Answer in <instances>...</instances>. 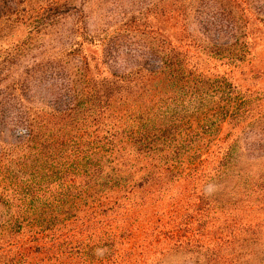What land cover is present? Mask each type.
<instances>
[{"label":"trees","instance_id":"obj_1","mask_svg":"<svg viewBox=\"0 0 264 264\" xmlns=\"http://www.w3.org/2000/svg\"><path fill=\"white\" fill-rule=\"evenodd\" d=\"M251 21L264 0H0V264H264Z\"/></svg>","mask_w":264,"mask_h":264},{"label":"rangeland","instance_id":"obj_2","mask_svg":"<svg viewBox=\"0 0 264 264\" xmlns=\"http://www.w3.org/2000/svg\"><path fill=\"white\" fill-rule=\"evenodd\" d=\"M125 1H129V0H125ZM105 10L106 9L101 10V9L95 8V10L92 13L91 21H93V23L95 22L97 24H100V26L102 27H105L104 22H113L114 19L112 15H107L109 13H106L104 15L103 12ZM100 13L104 15L103 18L99 17ZM71 19H72V16H70L69 18L65 20L64 25L61 27L62 30L65 31L70 28ZM111 24L113 26V23ZM245 31L248 33L247 40L250 43V54H249L250 62L248 59V62L241 69L242 73L240 74L238 73V75L240 77L250 78L251 76L255 77L257 75H261L264 72V26L262 25L261 22L251 21V23H249L248 26H246ZM7 45H9V42L5 41L0 46V56L3 53V48L6 47ZM38 58L40 59L39 56ZM262 80L264 82V78ZM43 84L44 83H41V86H43ZM206 190L208 193L212 192L211 187L206 188ZM184 258L185 257L183 254H179L176 256V258L167 260L168 262H166L165 264H194L192 261L188 259H184Z\"/></svg>","mask_w":264,"mask_h":264}]
</instances>
